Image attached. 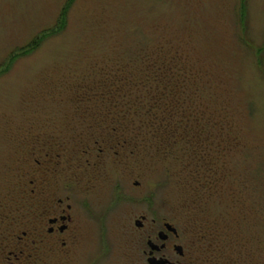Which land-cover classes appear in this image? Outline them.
<instances>
[{"label": "rangeland", "instance_id": "obj_1", "mask_svg": "<svg viewBox=\"0 0 264 264\" xmlns=\"http://www.w3.org/2000/svg\"><path fill=\"white\" fill-rule=\"evenodd\" d=\"M67 2L0 0V223L22 210L27 163L56 147L57 173L73 180L57 194L81 209V235L49 264L145 263L150 224L163 219L236 241L237 264H264V0H72L64 29L22 55ZM158 98L168 116L198 110L209 154L221 143L207 155L218 191L199 186L202 163L186 144L197 126L171 125L167 148L142 135L138 158L82 136L105 115L147 129L151 111L166 108Z\"/></svg>", "mask_w": 264, "mask_h": 264}, {"label": "flooded vegetation", "instance_id": "obj_2", "mask_svg": "<svg viewBox=\"0 0 264 264\" xmlns=\"http://www.w3.org/2000/svg\"><path fill=\"white\" fill-rule=\"evenodd\" d=\"M83 98L84 95L75 94L73 101H83ZM54 149H50L52 153L46 152L43 159L28 162L27 169L23 170L20 182L24 187L19 192L22 210L14 218L7 217V221L0 223V264H47L67 258L75 249L81 235L82 211L76 208L70 194H57L63 190L70 193L73 180L61 178L57 173L60 155ZM99 151L102 153V149ZM60 182L67 184L63 187ZM150 226L145 237L146 250L142 252L145 263L139 264H237L236 259L232 261V248L225 247L232 245L228 240L210 238L207 233L199 235L186 224L180 228L165 219L161 228L156 226L155 220ZM149 259L153 261L149 263ZM250 264L258 263L250 260Z\"/></svg>", "mask_w": 264, "mask_h": 264}, {"label": "trees", "instance_id": "obj_3", "mask_svg": "<svg viewBox=\"0 0 264 264\" xmlns=\"http://www.w3.org/2000/svg\"><path fill=\"white\" fill-rule=\"evenodd\" d=\"M71 1L72 0H68L65 7H63L61 16L58 19V22L54 30L51 31L49 34H43L37 39H35L30 45H28L27 48L22 50V53H21L22 55L28 54L33 49H35L36 45L39 44L41 40H44L50 35L56 34L57 32H60L64 29L65 24H66V8L69 6ZM240 8H241L240 16H241V19L243 20L244 19L243 2H241ZM16 56L17 55H15V57ZM167 94L172 95L173 91L170 89L169 93L165 92L164 95L166 98H168ZM157 102L160 104V106L163 105L166 108L161 113L159 112L158 108L153 112L151 111L150 115L152 116L150 117V122L147 125V129L145 128V125L143 122H141L138 125L139 129L137 130L127 129L121 126H115L112 122V119H109L108 118L109 116L105 115L104 121L106 125L101 124V121H100L98 127L97 126L94 127V128H97L93 132L95 134L93 133L90 135L82 134V136H92V138L99 136L100 141L96 140V143L101 144V145L104 144L103 145L104 148L108 150H113L115 148H121L122 151L120 153L123 155V159H125L127 155H129V157L134 156L138 158L140 156L139 146L142 149L144 148L143 146H147L148 144L146 140H143L142 135L145 136L147 140L154 147L167 148L168 145L170 147L172 146L171 132H169V127L171 125L175 126L174 128H176L179 125V123L184 124L186 128L189 130H193L197 126V128H195V130L192 131V138L188 143H186V140L188 139L187 137H183L178 140H175V142L177 144L186 143L187 145H189L194 151L192 159L196 161L198 159L202 163L200 167L198 166V170L196 169V173L200 179H202V177L205 176V178L202 180V182L199 185L201 188V192H203L202 187H204L205 191L209 193L218 191L219 184L217 183L218 182L217 178L213 177L214 175H212L211 178L206 177L208 175V168L210 167L209 165L211 164V162L207 159L208 158L207 155L210 156V154L212 153L214 154V152H216L220 148L219 146L221 145V143L219 141H217L216 143L213 142L212 148L210 149V154H209L207 151H205L206 150L205 146L208 145L210 132L205 131L204 133V131L200 129L201 115L198 112V110L196 109L190 110L188 114H185L183 116H181L180 112H177L176 115L168 116V115H165L167 105L165 104L166 102L163 100V98H158ZM179 132H174V133L178 134ZM164 133H165V137H163ZM203 133L207 134L208 136L206 141L203 140L204 138ZM200 134L202 135V137L201 136L199 137ZM96 143H93V144L95 145ZM198 151L202 153L201 157L198 156ZM199 195L201 196V194ZM203 233L206 234L205 232ZM207 234H208L207 236H209L210 238H216L215 236H212V234L210 233H207ZM217 239H221V238H217ZM223 239L228 240L230 241V243H232V245L225 246L226 248L237 245L236 244L237 242L235 241L236 242L235 243L234 241H232V239H228V238H223ZM233 260L234 259L232 258V261Z\"/></svg>", "mask_w": 264, "mask_h": 264}, {"label": "water", "instance_id": "obj_4", "mask_svg": "<svg viewBox=\"0 0 264 264\" xmlns=\"http://www.w3.org/2000/svg\"><path fill=\"white\" fill-rule=\"evenodd\" d=\"M135 226L137 228H140L142 226V221H136ZM166 227L168 230L175 232V229L173 227H171L170 225H166ZM160 236H161V233H160ZM151 245H152V243L150 241H148V246H151ZM152 261H153L152 259L148 260L149 263H151Z\"/></svg>", "mask_w": 264, "mask_h": 264}]
</instances>
